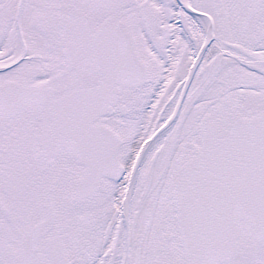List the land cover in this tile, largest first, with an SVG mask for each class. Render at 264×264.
I'll return each instance as SVG.
<instances>
[{"label": "flooded vegetation", "instance_id": "af4514ba", "mask_svg": "<svg viewBox=\"0 0 264 264\" xmlns=\"http://www.w3.org/2000/svg\"><path fill=\"white\" fill-rule=\"evenodd\" d=\"M137 19L146 30L141 45L152 48L153 57L138 51ZM150 27H158L157 36ZM99 34L108 39V53L93 65L84 55L104 43ZM126 43L131 57L122 49ZM14 67L26 73L14 76ZM6 77L0 84L50 89V100L74 91L76 99H96L105 111L92 124L118 138V151L120 118L151 104L126 198L176 151L184 158L172 172L173 189L204 129L223 138L235 121L264 115V0H0V80ZM186 108V134L197 135V146L185 139L168 152L170 126L164 128L171 122L173 129ZM50 123L47 104L0 119V264H186L178 238L161 221L135 247L130 207L125 215L94 206L100 185L117 181L100 177L94 193L77 196L84 166L64 147H44L40 138Z\"/></svg>", "mask_w": 264, "mask_h": 264}, {"label": "water", "instance_id": "95a60500", "mask_svg": "<svg viewBox=\"0 0 264 264\" xmlns=\"http://www.w3.org/2000/svg\"><path fill=\"white\" fill-rule=\"evenodd\" d=\"M97 39L104 43L96 52L89 46L84 55L93 65L104 63L108 53V39L101 34ZM122 49L131 57L128 43ZM74 56H68V61H75ZM50 94L14 82L0 84V119L26 105L46 103ZM77 95L73 92L48 102L51 125L40 141L44 147L64 146L84 165L76 193L85 198L96 190L100 176L117 181L122 168L116 159V136L92 124L105 105L96 99H76ZM172 196L186 264H217L234 258L240 223L252 227L263 245L264 116L235 121L223 139L214 129L202 132L196 155L178 170ZM25 263L23 259L21 264Z\"/></svg>", "mask_w": 264, "mask_h": 264}, {"label": "rangeland", "instance_id": "374dc122", "mask_svg": "<svg viewBox=\"0 0 264 264\" xmlns=\"http://www.w3.org/2000/svg\"><path fill=\"white\" fill-rule=\"evenodd\" d=\"M115 16L117 15L115 14ZM154 21L158 23L159 18L156 17ZM132 28L135 36L138 39V49H139L138 51L144 53V50H146L148 52L147 54L153 57L156 54V52L152 48L150 49L149 47H147L145 44L141 45V42L139 40L140 35H143L144 32L146 31L144 30L145 26L137 19L136 22L133 23ZM31 30L35 32L40 31L38 29H31ZM150 30L153 31L157 36L158 27L155 28L150 27ZM26 39H28V36H26ZM16 55L17 53H15L14 56ZM21 69H22L21 67L20 68L14 67V72H12L11 74L12 75L14 74V76L18 74L19 77H21L24 75V73H26L23 71L20 75L19 73L21 72ZM8 76H10V73ZM5 79H9V77L3 78L0 81ZM261 100L264 99H260L259 101ZM150 105L151 104H148V102L147 103L144 102V107H142L141 110L135 112L130 111L127 117L120 118V121L116 124V128L119 129L118 132L123 137V145L121 149L118 151L119 153L117 154L118 163L122 168L121 172H123L124 166H127L130 163V161L134 157H136L140 145L139 142L141 139H143L144 135L146 134V130L148 128L147 122L145 121L147 119L146 112H148L149 109L153 107ZM187 119H188V114L186 108L183 112L182 117L176 122V125L173 126V129H172V124L170 125L171 122L165 126L164 129L170 126L166 132V135L167 133L169 135L168 143H167L168 152L169 151L171 152V150L180 147L182 143L185 141V139H187L190 145H191V141L194 139L193 150L197 146L196 143L197 135L194 134L193 137L192 135L187 136L186 134L185 125L187 124ZM132 137L134 139H132ZM150 146L151 143L148 145V147ZM188 151L191 152V149H189ZM173 158L174 159L170 160V164L168 159H166V163L160 162L158 167L156 165L155 171H153L151 179L147 183L143 180L142 183H140L138 190L136 189L134 191L135 195L131 197V199L129 198V201L127 199V201L124 204L125 215L127 213L126 210L127 207L128 206L130 207L129 208L131 214L130 222L132 227L134 228L135 247L139 246L143 240L148 241L150 239V233L152 231L153 232L156 231L157 229L156 223H160V221L165 227H167L169 230L172 231L174 239L177 240V236H176L177 234L175 231L174 219H173L174 212L172 209V200H171V190H172V181H173L172 172L174 175V171L179 163V159L184 157L180 156L179 158L176 151H174ZM175 161L176 163H174ZM161 178H165L163 183L160 182ZM117 189H118L117 184L114 182H111L110 184L107 185L101 184L99 189L96 191L97 193L93 195V197L91 196L94 206L100 207L101 205H107L108 207L110 206L111 208H115V210L118 209L117 205H115L114 202V197L117 192ZM111 193H112V197H111ZM165 208H167V210H165ZM165 211H167L166 212L167 216L165 217V219L158 220L157 219L158 213ZM159 233L161 235L160 237H162L165 234V230L161 229ZM145 234L147 238H145ZM237 238H238L237 239L238 253L235 256L232 264H264V244L259 245L257 243L256 232L254 229L246 225H241ZM135 255H140V253ZM136 259L139 258L135 257L133 260Z\"/></svg>", "mask_w": 264, "mask_h": 264}, {"label": "bare ground", "instance_id": "6f19581e", "mask_svg": "<svg viewBox=\"0 0 264 264\" xmlns=\"http://www.w3.org/2000/svg\"><path fill=\"white\" fill-rule=\"evenodd\" d=\"M136 163V159H132L130 163L125 166L123 172H121L120 178L117 180V192L114 197L115 205H117L118 209L117 212L120 210H124V204L127 201L126 195H127V185H128V179L130 177V172L132 170V165Z\"/></svg>", "mask_w": 264, "mask_h": 264}]
</instances>
